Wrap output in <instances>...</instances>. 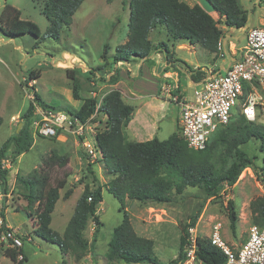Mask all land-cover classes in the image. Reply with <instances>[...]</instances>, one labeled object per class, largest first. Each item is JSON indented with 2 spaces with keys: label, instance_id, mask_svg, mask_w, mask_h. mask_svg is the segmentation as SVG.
I'll return each instance as SVG.
<instances>
[{
  "label": "rangeland",
  "instance_id": "rangeland-1",
  "mask_svg": "<svg viewBox=\"0 0 264 264\" xmlns=\"http://www.w3.org/2000/svg\"><path fill=\"white\" fill-rule=\"evenodd\" d=\"M130 1L85 0L74 15L71 26H62L59 33L57 31L50 34L48 32L50 23L43 14V0H0V14L5 5H12L21 12L23 20L35 22L41 31L39 39L31 35L8 38L0 31V116L3 118V124L0 127V148L19 128L21 117L27 111L30 102L35 101V94L41 98L42 105L45 106L41 107L34 102L35 108H50L67 114L70 111L78 112L83 101L74 99V84L67 75V70L74 71L81 98H97L100 104L101 97L108 93L112 86L105 81V77L104 80L100 78L101 83L94 86L93 83L97 82L93 81V78L98 76L96 69L99 67L103 68L99 71L100 73L109 71L108 63L114 62L117 47L124 45L128 40ZM183 1L193 3L197 0ZM259 2L260 6L255 4L253 6L250 0L239 2L249 17L243 31L228 28L224 20L218 22V27L228 40L238 43L241 41L245 45L246 29L264 27L259 25L263 15L260 7H264V0ZM211 15L218 20L216 13ZM150 40L154 49L149 59L145 61L142 76L139 74L142 59L130 58V65L124 62L123 69L137 75L126 79H129L131 84L132 82L148 85L154 83L155 76L151 75L147 68L155 72L161 58H164L162 54L164 51L161 52L164 46L168 47L170 54L184 71L187 70L186 64L198 69L207 66L206 63L211 59V54L200 46H194L193 52L192 46L173 42L165 29L161 27L151 32ZM103 55L105 58H102ZM31 72H38L40 75L34 80L35 82L29 81ZM192 84L182 73L180 92L190 99L195 91V86ZM258 91L263 97V104L253 123L264 129V85L260 86ZM161 94L168 96V92H165L163 88ZM239 108L237 106L233 110L235 112L230 123L236 122L239 118ZM167 114L168 119L164 121L161 132L164 127L166 131L175 127L170 118L177 116V106L169 103ZM102 117L104 116L96 115L88 119L95 130V133L88 131L86 135L97 155L94 158L87 154L89 148L83 146V138L79 139L78 136L67 131L60 132L55 138L36 137L30 151L16 160L13 159L11 151L8 152L6 160L10 163L11 169H8L7 195L0 202L4 207L1 211L6 210L5 217L9 223L20 228L26 235L27 241L23 246L25 256L28 258L26 264H126L110 262L106 259L108 243L114 228L122 222L123 211H121L120 201L105 189L103 202L98 209L103 226L97 236V243L95 248L78 262L71 256L63 254L57 245L47 243L35 235L37 205L31 210V216L28 214L29 209L27 213L21 210L16 211L17 207L25 210L28 204L23 196L26 193L25 186L18 177L25 179L34 172L39 175L47 171L53 183L56 180L66 179L67 184L60 190V199L56 204L51 223L54 231L60 235L64 234L85 185L95 189L98 185H105L111 179L106 174L103 163H98L101 154L95 146V135L105 128L102 122H105L106 118ZM95 121H100L101 124ZM262 145L261 139H252L242 147L249 157L256 158L255 163L252 168L242 172L233 187H224L218 198L206 199L200 190L187 188L183 195L174 196L171 203L143 204L137 201L125 203V210L129 213L136 232L155 242V253L162 264H168L177 256L183 234L182 226L188 223L190 215L199 211L201 214L196 228L200 238L209 239L213 226L221 223L222 237L232 247L242 244L247 239L249 228L253 225L251 205L264 197ZM53 151L59 156L68 157L69 162L64 168L59 167L58 164L44 168L43 160L52 156ZM69 191L71 195L65 199ZM231 207L237 217L235 231L232 230L229 220ZM94 229L95 225L90 221L85 231V238L90 243L93 240ZM5 249L2 247L0 250V264H12L4 253Z\"/></svg>",
  "mask_w": 264,
  "mask_h": 264
},
{
  "label": "trees",
  "instance_id": "trees-1",
  "mask_svg": "<svg viewBox=\"0 0 264 264\" xmlns=\"http://www.w3.org/2000/svg\"><path fill=\"white\" fill-rule=\"evenodd\" d=\"M84 1L43 0V14L50 23L48 32L59 33L62 26H71L74 15ZM210 1L215 7L218 20L205 12L198 3L190 6L183 0H131L128 40L124 45L117 47L114 63L130 62V58L141 60L150 57L154 49L150 34L159 27L165 29L175 43L200 46L209 54L217 55L218 43L224 37L218 22L224 20L228 28L242 29L246 27L249 17L239 5V0ZM0 31L8 38L31 35L39 39L41 35L40 28L35 22L23 20L21 12L8 4L0 14ZM161 52L165 53L169 66L180 68L167 46H164ZM186 66L185 71L192 83H201L206 79L207 75L203 70H192L187 64ZM101 70L103 68L99 67L96 72L99 73ZM116 74L110 77V84L118 81ZM67 75L73 80L74 99L83 101L76 115L83 122H87L96 112L97 115L106 117L104 130L95 136V146L101 154L98 163H103L106 174L111 179L95 189L85 185L63 235L54 231L51 223L52 214L60 199V190L67 184L66 179L53 183L47 171L39 175L34 172L25 179L18 177L25 186L26 193L23 196L28 204L25 210L17 207L16 211L27 213L29 209L28 214L31 216V210L37 205L35 235L47 243L57 245L63 254L71 256L78 262L83 260L97 243V236L103 226L98 209L103 202L105 189L120 201L123 211L122 222L114 228L108 243L106 259L126 264H162L155 253V242L136 232L130 215L125 210V203L127 201L143 204L171 203L174 196L183 195L187 188L200 190L206 199L220 197L224 187H233L242 172L252 168L255 163L256 158L249 157L242 147L252 139H261L263 141L261 149L264 150L263 127L249 122L239 114L236 122L218 129L203 151L191 150L183 140L180 129L164 141L154 138L147 142H131L125 130L134 109L123 101L122 94L117 90L106 93L97 109L98 99L92 97L83 99L79 95L78 80L74 76V71L67 70ZM39 77L38 72H31L29 81ZM34 97L35 101L30 102L27 111L21 117V129L19 131L17 129L0 148V177L5 196L8 192L9 171L1 169L2 161L6 160L9 151L16 160L29 152L35 143L36 137L32 131L34 102L41 107L45 106L37 94ZM2 124L3 118L0 116V127ZM68 162V157L59 156L53 151L52 156L43 160V165L45 168L58 164L64 168ZM262 183L264 184V180ZM70 195L71 191L67 192L65 199ZM1 208L4 207L1 205ZM251 208L253 224L264 226V197L254 201ZM230 209V225L235 231L237 217L232 211L233 208ZM200 214L199 211L190 215L188 223L182 226L183 234L178 254L168 264H182L186 260L188 229L196 227ZM90 221L95 225L91 243L85 238ZM23 240L27 241L25 238ZM0 249L2 250L1 246ZM4 253L12 264H26L28 261L23 249L20 251L24 255L22 261L17 259L18 252L14 249L7 248ZM196 254L202 264H226L223 253L211 246L208 239L199 237Z\"/></svg>",
  "mask_w": 264,
  "mask_h": 264
},
{
  "label": "built area",
  "instance_id": "built-area-1",
  "mask_svg": "<svg viewBox=\"0 0 264 264\" xmlns=\"http://www.w3.org/2000/svg\"><path fill=\"white\" fill-rule=\"evenodd\" d=\"M250 1L255 5L260 4L259 0ZM245 38V45L239 48V59L232 62L223 73H216L210 68L203 70L207 77L194 91L193 100L181 99L178 94L172 97V101L181 107L179 119L181 135L193 151H203L207 148L218 129L231 122L235 112L233 110L237 106L240 107V114L249 122L256 121L259 115L260 106L263 104V97L259 94L258 88L264 85V27L246 29ZM218 56L221 59L226 57L223 39L218 43ZM100 105L101 102L97 109ZM32 127L35 137L54 138L63 131L78 136L79 139L82 137L83 146L89 148L87 154L91 158L97 156L86 136L88 131L95 133V130L90 120L83 122L76 113L67 114L50 108H35ZM10 167L7 160L2 161V170H10ZM4 196L0 177V202ZM89 200L91 201V198ZM1 209L0 246L16 250L17 259L22 261L24 255L20 251L23 249L25 243L23 239L26 235L20 228L6 222ZM221 230V223H216L208 240L211 246L223 253L226 264H264V226L251 225L247 239L236 247H232L224 240ZM188 232L187 257L182 264H202L196 254L199 239L197 228L190 227Z\"/></svg>",
  "mask_w": 264,
  "mask_h": 264
},
{
  "label": "crops",
  "instance_id": "crops-1",
  "mask_svg": "<svg viewBox=\"0 0 264 264\" xmlns=\"http://www.w3.org/2000/svg\"><path fill=\"white\" fill-rule=\"evenodd\" d=\"M196 3L198 2L195 1L193 3H188V4L190 6H193ZM260 8L262 9L263 15L262 18H260L259 25H264V7L261 6ZM240 30L243 31V29ZM223 41L225 43L226 57L221 59L218 56V54L217 55L211 54L210 57L211 59L208 60V62L206 63L207 66L201 67L202 70H207L210 68V69H214L216 73L218 72L223 73L230 66L232 62L239 59L240 57L239 48L243 46L242 42L240 41V43H238V42H233L232 40H228L226 35L223 37ZM183 45H189V44H183ZM189 46L193 47V52H194L195 49L194 46L193 45H189ZM162 54L164 55V58H161L162 60L156 67L155 72L154 70H150L147 68L150 74L155 76L153 84H149V85L139 84V83L136 84V82H132L131 84L129 79L137 75L136 74L134 75V73H131L129 70H124L123 69L124 68L123 65H125L124 62L114 63L113 61H111L110 63H108L109 71H107V73L99 72L97 74L98 76L93 78V81L97 82V83L95 82L93 83L95 86V84L99 85L101 83L100 78L104 80V77L106 78L105 81L109 83L110 77L117 73L116 75H118V81L114 84H111L112 88L108 92H111L113 90L119 91L122 94L123 101L126 104L132 106L134 109L133 115L125 130L126 136L128 140L131 142H147L153 140L154 138H157L160 141H164V139L167 140L172 134L178 132L180 129L179 119H180L181 107L180 105L172 101V97L178 94L181 99H186L187 101L193 100V96L192 99H190L180 92L182 73L185 75V78L187 80H190V78L187 75V72L184 71L182 68L178 67L179 69H176L175 67L169 66L165 53ZM148 59L149 57L147 59L141 60L142 66L140 67V73H139L141 76L144 74L143 68L145 66V61ZM182 61L184 62L185 60ZM125 63L127 65H130L129 62H125ZM191 69L195 70V68H191ZM127 78L129 79L126 80ZM190 82L192 83L191 80ZM201 83L200 82L193 83L192 85L195 86V90H196L201 85ZM162 88L164 89L165 92H168V96L161 94ZM104 96H102L101 99H103ZM169 103L174 104L178 108L177 116L175 118L169 117L172 123L175 125V127L170 129L169 131H166V127H164V130L161 132V130L163 129L164 121L168 119L167 112H168ZM95 114H93L92 116H95ZM102 118H106V117L104 116ZM95 123L101 124L100 121L97 122L95 121ZM105 123L106 121L102 122V124ZM0 209H1V204H0ZM5 211L3 213L4 218L6 222L10 224L8 219L5 217ZM239 245L240 244H236L234 246L236 247Z\"/></svg>",
  "mask_w": 264,
  "mask_h": 264
},
{
  "label": "water",
  "instance_id": "water-1",
  "mask_svg": "<svg viewBox=\"0 0 264 264\" xmlns=\"http://www.w3.org/2000/svg\"><path fill=\"white\" fill-rule=\"evenodd\" d=\"M197 2L201 6V8L208 14L215 13V7L210 0H197ZM21 126L22 124L19 125V128L17 131L20 130Z\"/></svg>",
  "mask_w": 264,
  "mask_h": 264
},
{
  "label": "clouds",
  "instance_id": "clouds-1",
  "mask_svg": "<svg viewBox=\"0 0 264 264\" xmlns=\"http://www.w3.org/2000/svg\"><path fill=\"white\" fill-rule=\"evenodd\" d=\"M185 63V62H184ZM201 69V68H200ZM73 114V113H72Z\"/></svg>",
  "mask_w": 264,
  "mask_h": 264
}]
</instances>
